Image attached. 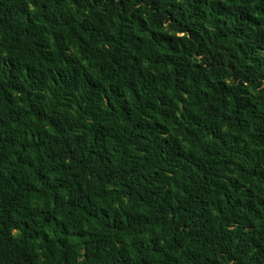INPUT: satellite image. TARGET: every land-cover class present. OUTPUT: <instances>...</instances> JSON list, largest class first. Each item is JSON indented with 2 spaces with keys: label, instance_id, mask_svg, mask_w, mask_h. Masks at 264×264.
I'll list each match as a JSON object with an SVG mask.
<instances>
[{
  "label": "trees",
  "instance_id": "trees-1",
  "mask_svg": "<svg viewBox=\"0 0 264 264\" xmlns=\"http://www.w3.org/2000/svg\"><path fill=\"white\" fill-rule=\"evenodd\" d=\"M0 264H264V0H0Z\"/></svg>",
  "mask_w": 264,
  "mask_h": 264
}]
</instances>
